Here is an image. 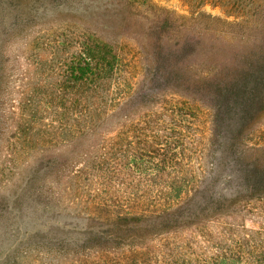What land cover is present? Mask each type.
I'll list each match as a JSON object with an SVG mask.
<instances>
[{
  "label": "trees",
  "instance_id": "1",
  "mask_svg": "<svg viewBox=\"0 0 264 264\" xmlns=\"http://www.w3.org/2000/svg\"><path fill=\"white\" fill-rule=\"evenodd\" d=\"M183 2L0 0L2 264H264V0Z\"/></svg>",
  "mask_w": 264,
  "mask_h": 264
},
{
  "label": "rangeland",
  "instance_id": "2",
  "mask_svg": "<svg viewBox=\"0 0 264 264\" xmlns=\"http://www.w3.org/2000/svg\"><path fill=\"white\" fill-rule=\"evenodd\" d=\"M153 1L157 6L164 8V9H167L169 11H172L178 15L190 16V14H191L190 8L183 2V0H153ZM203 11L210 13L213 16L227 18L226 15L224 14V12L220 8H212L211 6H206L203 9ZM57 15L58 14H55L52 17V19ZM227 19L229 21L234 20V18H232V17L227 18ZM42 20H43V18H40L37 16V18H36V20H34V22L28 23V25H27V27H25V29H23L18 34L14 35L13 37H11L9 39L8 42L14 43L13 46L11 47V49L9 50V51H11L12 55L15 54L14 50H15V48L18 47L19 42H32L33 38L38 37L41 33H42V35H48V34L52 33V31H47V29L50 26L48 23L43 24V25L39 24ZM53 21H55V20H53ZM54 25H57V22ZM42 41H43V39L39 40L38 42H42ZM36 54H38V56L40 57L42 55L41 50H36L33 53H31V59H33L35 62L38 61L39 63H41V61H39L40 58L39 57L37 58ZM193 122H194L193 126L196 129V134H197L196 135L197 144L201 143L204 145L209 138V124H210L209 113L207 111H205V112L203 111L202 113H200V119L199 120L195 119ZM250 143L252 145H256V146H263L264 145V115L260 119L254 133L251 134ZM0 164H1L0 166L3 167L4 163L0 162ZM8 173L6 172V174H8ZM1 178H2V176L0 174V179ZM4 182H2V184H4ZM17 224L19 226L18 235L20 234V238L25 237L26 231H29V232L34 231V229H36V226H37L36 222L32 218H30V216L23 218L22 220H19ZM1 239H2V237H1V232H0V264H2L3 259L7 256V254L8 253L10 254V251L13 250L12 248H15L12 245L14 240H15V237H13L9 241L4 240L2 242V244H1ZM10 248H11V250H10Z\"/></svg>",
  "mask_w": 264,
  "mask_h": 264
}]
</instances>
